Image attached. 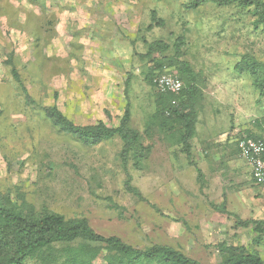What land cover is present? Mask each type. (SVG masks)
Returning <instances> with one entry per match:
<instances>
[{"label":"rangeland","instance_id":"rangeland-1","mask_svg":"<svg viewBox=\"0 0 264 264\" xmlns=\"http://www.w3.org/2000/svg\"><path fill=\"white\" fill-rule=\"evenodd\" d=\"M188 2L0 0V202L83 218L104 236L139 248L170 245L200 264H222V244L256 250L264 262V186L236 146L264 137V95L249 72L234 69L243 55L264 63V27L250 8ZM156 41L168 46L163 55L148 54ZM168 60L197 73L190 160L155 117L157 93L146 77H178ZM125 89L143 147L126 166L118 137L84 144L45 112L56 105L75 124L116 126ZM128 177L141 197L125 189ZM222 201L224 212L216 208Z\"/></svg>","mask_w":264,"mask_h":264},{"label":"trees","instance_id":"trees-1","mask_svg":"<svg viewBox=\"0 0 264 264\" xmlns=\"http://www.w3.org/2000/svg\"><path fill=\"white\" fill-rule=\"evenodd\" d=\"M203 2L250 8L255 26L264 27V0H189L186 7L195 8ZM167 48L168 46L160 41L152 42L148 44V54H151L150 50L158 49L163 55ZM178 48L179 42L177 50ZM165 61L167 60L159 58L157 67L162 69ZM168 64L175 66L183 87L178 94L156 90L159 109L155 117L165 131L173 130V134L167 136L173 137L176 143L182 145V151L190 160V139L194 134L199 97L197 73L183 60L176 62L168 60ZM234 69L238 72H249L253 77L254 87L264 95V63L252 56L243 55L235 63ZM11 73L25 95L29 97L14 68L11 69ZM160 74L149 71L146 77L155 86L154 79ZM124 93L126 96V89ZM174 99L178 101L175 105L172 103ZM45 112L61 131L74 135L84 144H94L104 139L118 137L122 142L120 158L123 166L127 165L130 156L137 159L142 151L141 135L130 126L131 111L127 96L123 113L116 126H107L102 121L95 124H75L56 105L45 107ZM249 137L264 141V137L252 135ZM196 171L200 176V169L196 167ZM124 186L127 191L141 197L131 185L130 177L126 179ZM216 208L224 212L225 202L222 201ZM237 222L246 226L256 221L238 219ZM254 229L262 228L255 223ZM56 245L63 247L57 250ZM219 250L226 254L222 264H264L256 250L223 244L219 245ZM99 257L103 260L102 264H200L170 245L153 244L139 248L115 235L104 236L91 228L83 218L66 219L62 214L46 208L39 213L24 212L22 208L11 203L0 202V264H25L29 258L36 259L37 264H94Z\"/></svg>","mask_w":264,"mask_h":264},{"label":"built area","instance_id":"built-area-1","mask_svg":"<svg viewBox=\"0 0 264 264\" xmlns=\"http://www.w3.org/2000/svg\"><path fill=\"white\" fill-rule=\"evenodd\" d=\"M154 82L158 92L178 94L182 89V82L173 74H160L155 77ZM236 146L239 156L249 166L251 179L264 186V141L244 136L237 140Z\"/></svg>","mask_w":264,"mask_h":264}]
</instances>
